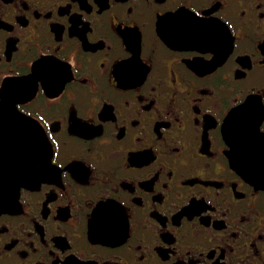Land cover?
I'll return each instance as SVG.
<instances>
[{
	"label": "flooded vegetation",
	"instance_id": "flooded-vegetation-1",
	"mask_svg": "<svg viewBox=\"0 0 264 264\" xmlns=\"http://www.w3.org/2000/svg\"><path fill=\"white\" fill-rule=\"evenodd\" d=\"M4 93L51 157L0 264H264V0H0Z\"/></svg>",
	"mask_w": 264,
	"mask_h": 264
},
{
	"label": "water",
	"instance_id": "water-1",
	"mask_svg": "<svg viewBox=\"0 0 264 264\" xmlns=\"http://www.w3.org/2000/svg\"><path fill=\"white\" fill-rule=\"evenodd\" d=\"M25 95L28 94L26 92L18 94L21 97ZM8 104L5 97L2 96L0 98V113L5 115L4 122L12 123L17 128L16 119L11 120L10 117L15 118L16 116L19 118L17 124L23 129V136L17 137L15 134V140L10 141L11 149L8 152L15 154V158L18 160L17 164L12 165L11 169L13 170L11 173L0 168V172L8 173L7 175H1L2 173H0V208L8 207L12 200L16 198L19 191L17 186L33 184V182L44 176L49 170L48 165L51 157V147L45 135L42 132L37 133L36 124L25 117V115H14L9 108L7 109ZM247 104L251 103L248 102ZM228 115L227 122H235L237 112L231 111ZM223 126L226 130L227 125ZM252 158L254 166L250 170L239 168V172L248 177L249 180H253L256 186L264 188V154H262L261 150H255L252 152ZM9 162L10 158L7 160L8 166ZM12 185L16 187L11 189Z\"/></svg>",
	"mask_w": 264,
	"mask_h": 264
}]
</instances>
